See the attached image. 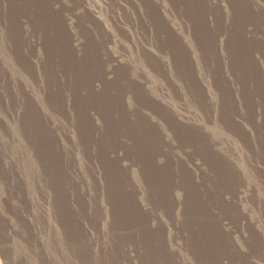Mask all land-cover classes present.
Masks as SVG:
<instances>
[{
    "label": "rangeland",
    "instance_id": "1",
    "mask_svg": "<svg viewBox=\"0 0 264 264\" xmlns=\"http://www.w3.org/2000/svg\"><path fill=\"white\" fill-rule=\"evenodd\" d=\"M0 264H264V0H0Z\"/></svg>",
    "mask_w": 264,
    "mask_h": 264
}]
</instances>
